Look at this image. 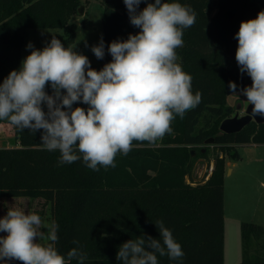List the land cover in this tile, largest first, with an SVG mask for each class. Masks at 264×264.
<instances>
[{"label":"trees","instance_id":"16d2710c","mask_svg":"<svg viewBox=\"0 0 264 264\" xmlns=\"http://www.w3.org/2000/svg\"><path fill=\"white\" fill-rule=\"evenodd\" d=\"M178 2L196 13L195 24L184 30L183 47L176 52L178 63L192 77L193 94L201 92L202 101L183 118L176 116L171 134L153 145L134 141L127 155L117 154L116 167L94 171L82 160L61 165L58 150L42 149L40 131H21L9 122L2 126L14 127L16 144L0 147V197L48 202L52 222L58 225L56 247L65 257L78 247L87 254L84 264H122L116 259L119 246L142 234L159 239L155 224L162 220L184 256L178 260L158 256L159 264H224L226 156L237 160L238 146L263 144L264 119L252 120L234 133H222L220 124L235 110L225 101L232 93L229 81L237 84V91L252 83L235 60V35L241 21L264 10V0ZM81 5V0H0V82L20 68L28 29L61 30L52 35L69 47ZM145 6L142 2L138 11ZM103 30L105 56L100 63H91L98 71L112 59L107 52L112 41L139 32L131 25L123 0H105ZM46 91L51 94V87ZM77 106L87 108L73 105ZM211 137L214 141L207 144ZM199 159L213 162V168L202 182H195ZM241 232L245 258L239 264H264V225L245 221Z\"/></svg>","mask_w":264,"mask_h":264},{"label":"clouds","instance_id":"9594fccd","mask_svg":"<svg viewBox=\"0 0 264 264\" xmlns=\"http://www.w3.org/2000/svg\"><path fill=\"white\" fill-rule=\"evenodd\" d=\"M123 2L139 32L112 41L107 47L112 59L101 70L92 68L76 45L65 47L51 34L42 49L29 42L31 52L20 68L0 82V121L32 134L40 131L42 149L58 150L61 165L82 160L94 171L114 168L118 153L127 155L134 141L155 144L172 133L176 116L183 118L202 101L201 92L193 94L192 77L178 63L176 52L183 47L184 30L196 22L195 11L178 0ZM142 2L146 6L138 11ZM235 39L239 71L252 83L239 94L235 82L229 81V88L237 97H246L253 117H264V10L241 21ZM91 51L98 60L104 58L103 37ZM155 225L159 239L146 234L129 239L119 246L116 259L122 264H159L158 256L182 258L184 251L172 231L162 220ZM57 230L55 221L45 223L35 212L8 208L0 217V233H6L0 235V262L84 264L87 254L78 247L66 257L58 252Z\"/></svg>","mask_w":264,"mask_h":264},{"label":"rangeland","instance_id":"374dc122","mask_svg":"<svg viewBox=\"0 0 264 264\" xmlns=\"http://www.w3.org/2000/svg\"><path fill=\"white\" fill-rule=\"evenodd\" d=\"M84 13L74 17L76 23V37L69 46L76 45L78 53L86 55L91 63H100L91 46L104 40L103 8L105 0H81ZM47 30H51L48 33ZM62 32L53 28L28 29L22 53V60L30 54L27 48L29 42L37 49H42L51 40V34ZM87 43L88 46H85ZM221 91V90H220ZM239 94V91H237ZM226 103L234 107L235 115L246 113L248 103L246 97L229 94ZM7 121L0 123V147L16 144L13 135L14 127H2ZM9 128V129H8ZM11 128V129H10ZM240 158L232 160L226 156L227 168L224 175V264H239L245 258L241 224L245 221L264 225V143L258 145L244 144L238 146ZM208 159L197 161L194 175L195 182H202L210 173ZM208 163V164H207ZM213 164V162H211ZM207 164V166H205ZM207 170L205 171V169ZM197 173V174H196ZM199 173V174H198ZM205 176V177H204ZM18 207L27 212H35L42 221L51 223L50 204L44 199H30L27 197H0V217L6 215L8 208ZM46 231V229H42ZM6 235V233H0ZM44 242V241H40Z\"/></svg>","mask_w":264,"mask_h":264},{"label":"water","instance_id":"95a60500","mask_svg":"<svg viewBox=\"0 0 264 264\" xmlns=\"http://www.w3.org/2000/svg\"><path fill=\"white\" fill-rule=\"evenodd\" d=\"M84 5H81L79 7V14L82 15L84 13ZM251 105L248 106L246 113L243 115H239L238 113H236L235 115L231 116V117H227L224 120H222L221 124H220V131L222 133H234V132H239L243 129V127H245L248 123H250L252 120H256V121H262L264 119V117L262 116H255L253 117L251 115ZM214 141V138H208L206 139V143L209 144L211 142ZM205 147L202 149L203 151H205ZM192 155L195 154V150L192 149ZM0 264H2V262H0ZM10 264H20L19 261H11Z\"/></svg>","mask_w":264,"mask_h":264},{"label":"crops","instance_id":"0c3cea01","mask_svg":"<svg viewBox=\"0 0 264 264\" xmlns=\"http://www.w3.org/2000/svg\"><path fill=\"white\" fill-rule=\"evenodd\" d=\"M249 145H258V144H249ZM208 164V163H207ZM207 164L205 165V166H207ZM210 167H211V170H212V168H213V164L211 163L210 164ZM207 170V168L205 169V171ZM211 170H210V173H211ZM195 171H196V169H195ZM209 173V174H210ZM197 174V173H196ZM199 174V173H198ZM209 174L207 175V177L209 176ZM194 175H195V172H194ZM195 178V177H194Z\"/></svg>","mask_w":264,"mask_h":264}]
</instances>
